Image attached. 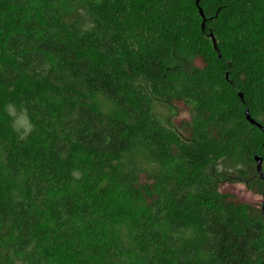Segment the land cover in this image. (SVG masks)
<instances>
[{
  "label": "trees",
  "instance_id": "trees-1",
  "mask_svg": "<svg viewBox=\"0 0 264 264\" xmlns=\"http://www.w3.org/2000/svg\"><path fill=\"white\" fill-rule=\"evenodd\" d=\"M197 1L0 0V264H264V0Z\"/></svg>",
  "mask_w": 264,
  "mask_h": 264
},
{
  "label": "rangeland",
  "instance_id": "rangeland-1",
  "mask_svg": "<svg viewBox=\"0 0 264 264\" xmlns=\"http://www.w3.org/2000/svg\"><path fill=\"white\" fill-rule=\"evenodd\" d=\"M90 2H98V0H88ZM61 11L65 13L67 20L74 19L79 15L85 16V10L82 5H78L75 9L68 6H62ZM152 111L161 124L172 128H179L183 123L191 122L195 119L194 112L185 106H169L159 101H153ZM234 166L231 164H223L220 166L221 180L224 182L229 176L233 175ZM221 191L235 196L241 201L246 208L252 213L261 211L264 187L261 184L247 186L242 182H224L221 184Z\"/></svg>",
  "mask_w": 264,
  "mask_h": 264
},
{
  "label": "water",
  "instance_id": "water-1",
  "mask_svg": "<svg viewBox=\"0 0 264 264\" xmlns=\"http://www.w3.org/2000/svg\"><path fill=\"white\" fill-rule=\"evenodd\" d=\"M199 3H200V0L197 1V3L195 5H197L198 10H199V14H200V16L203 19L204 18V14H203L202 10L199 7ZM204 26H205V19H204V22H203V29H204ZM211 38H212V41H213V46H214L215 50H217V46H216L217 44H216V40L214 39V36L211 35ZM239 97H240V100L243 99V96L241 94L239 95ZM245 116H246L247 121L251 125L256 126L258 129H260L264 133V128L261 125L257 124L252 119V117H251L250 112H249L248 109L245 110ZM254 161L256 163V167H255L256 168V178L259 179L260 181L264 182L263 159L260 158V157H255ZM238 181L241 182L242 180L241 179H238ZM262 199H263V201H262V206H261L260 209H261V212H262V216L264 218V192H263V198Z\"/></svg>",
  "mask_w": 264,
  "mask_h": 264
}]
</instances>
